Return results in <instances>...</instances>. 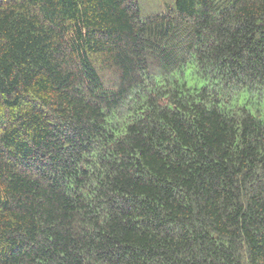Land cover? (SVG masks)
I'll list each match as a JSON object with an SVG mask.
<instances>
[{"label":"trees","instance_id":"obj_1","mask_svg":"<svg viewBox=\"0 0 264 264\" xmlns=\"http://www.w3.org/2000/svg\"><path fill=\"white\" fill-rule=\"evenodd\" d=\"M141 1L0 0V264H264V0Z\"/></svg>","mask_w":264,"mask_h":264},{"label":"rangeland","instance_id":"obj_2","mask_svg":"<svg viewBox=\"0 0 264 264\" xmlns=\"http://www.w3.org/2000/svg\"><path fill=\"white\" fill-rule=\"evenodd\" d=\"M165 1L168 2L170 0H142L141 3L144 5L145 9L152 10L153 7H156V6L159 8L160 5ZM183 78H184V81L192 87L196 85L198 87H202L207 82L203 80L199 75H197V69L193 65H190L188 67ZM230 97H231L230 99L224 100L225 101L224 105H228V106L240 105V106H246V107H253L257 103L261 102L260 107H264V101H261L263 97L259 96L257 92L250 93L246 91L238 95L235 93H232Z\"/></svg>","mask_w":264,"mask_h":264}]
</instances>
